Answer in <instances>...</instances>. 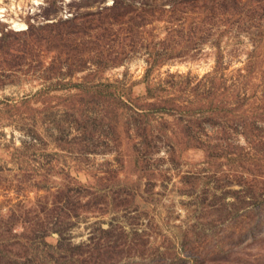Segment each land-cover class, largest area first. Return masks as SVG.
I'll return each mask as SVG.
<instances>
[{
    "label": "rangeland",
    "instance_id": "obj_1",
    "mask_svg": "<svg viewBox=\"0 0 264 264\" xmlns=\"http://www.w3.org/2000/svg\"><path fill=\"white\" fill-rule=\"evenodd\" d=\"M0 264H264V0H0Z\"/></svg>",
    "mask_w": 264,
    "mask_h": 264
},
{
    "label": "bare ground",
    "instance_id": "obj_2",
    "mask_svg": "<svg viewBox=\"0 0 264 264\" xmlns=\"http://www.w3.org/2000/svg\"><path fill=\"white\" fill-rule=\"evenodd\" d=\"M16 26H21V23H17Z\"/></svg>",
    "mask_w": 264,
    "mask_h": 264
}]
</instances>
